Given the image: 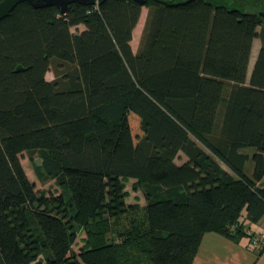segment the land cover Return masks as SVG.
<instances>
[{
	"label": "trees",
	"instance_id": "1",
	"mask_svg": "<svg viewBox=\"0 0 264 264\" xmlns=\"http://www.w3.org/2000/svg\"><path fill=\"white\" fill-rule=\"evenodd\" d=\"M263 177L264 0L21 2L0 19V264H193L204 233L238 241L264 215Z\"/></svg>",
	"mask_w": 264,
	"mask_h": 264
},
{
	"label": "crops",
	"instance_id": "2",
	"mask_svg": "<svg viewBox=\"0 0 264 264\" xmlns=\"http://www.w3.org/2000/svg\"><path fill=\"white\" fill-rule=\"evenodd\" d=\"M147 14L148 8L146 6H143L140 18L146 20ZM79 28L84 29V26L81 25L79 26ZM258 39L259 38H256L254 40L248 76H250L251 74L259 52V48L261 46V40ZM139 44L140 39L139 41H135V31H133V39L131 41V45L134 52L138 51ZM47 79L52 80L49 78ZM245 150L249 153L253 152V149L251 148H247ZM185 160H187V156L183 152H180L175 159L178 164H181ZM245 169L248 174L252 175L254 169L252 160L247 161ZM136 181V178L132 177L126 178L124 180L125 190L128 193L126 202L128 204L138 203L141 206H144L145 199H142V196L139 195L140 191L142 192V190L140 188L134 187V183H136ZM260 185L264 186V177L262 178ZM131 189L134 191H131ZM244 230L246 231V234L242 236L238 241L215 231H208L204 233L193 264H264V246L259 250L252 249L250 247L251 236L249 234V232L264 234V215L257 222L246 220L244 222ZM79 239L81 241V245L79 246V248H75V244ZM76 242L74 243L73 247L76 251H79V249L86 242V233L84 230H80Z\"/></svg>",
	"mask_w": 264,
	"mask_h": 264
},
{
	"label": "rangeland",
	"instance_id": "3",
	"mask_svg": "<svg viewBox=\"0 0 264 264\" xmlns=\"http://www.w3.org/2000/svg\"><path fill=\"white\" fill-rule=\"evenodd\" d=\"M144 24H145V20L143 18H140L138 24L136 25L134 31H135V41H139V39L141 38V35H142V32H143V28H144ZM260 40V39H258ZM253 57H254V54H253ZM46 77L49 78V79H53L55 77V69L54 67H52L46 74ZM21 161L23 163V166H24V169L28 175V177L34 181L36 183V189L38 191H41V190H46L48 192H58L60 190L59 186L55 183L54 180H50L48 182H42L38 179L37 177V174L35 172V168L34 166L35 165H39L41 163V158L39 155H36L34 157V160H31L30 159V156L28 155L27 152H24L22 154V158H21ZM131 191H134L131 189ZM140 196H142V199H144V195H143V192L140 191L139 193ZM144 201V200H143ZM82 240V239H81ZM81 245V241L80 239L77 240L76 244H75V248H79V246ZM134 252L136 253V256H138L140 254V252L134 250ZM146 255V254H144ZM144 259L146 261H143L145 262L146 264H149L147 258L144 257Z\"/></svg>",
	"mask_w": 264,
	"mask_h": 264
},
{
	"label": "water",
	"instance_id": "4",
	"mask_svg": "<svg viewBox=\"0 0 264 264\" xmlns=\"http://www.w3.org/2000/svg\"><path fill=\"white\" fill-rule=\"evenodd\" d=\"M104 0H1L0 1V19L8 16L12 10L21 2H28L34 8H42L46 6H56L60 12L65 13L69 4L78 2L85 5L99 4ZM144 3V0H136ZM20 68H18L19 70Z\"/></svg>",
	"mask_w": 264,
	"mask_h": 264
},
{
	"label": "built area",
	"instance_id": "5",
	"mask_svg": "<svg viewBox=\"0 0 264 264\" xmlns=\"http://www.w3.org/2000/svg\"><path fill=\"white\" fill-rule=\"evenodd\" d=\"M250 234V247L255 250H259L264 246V234L262 233H251Z\"/></svg>",
	"mask_w": 264,
	"mask_h": 264
}]
</instances>
